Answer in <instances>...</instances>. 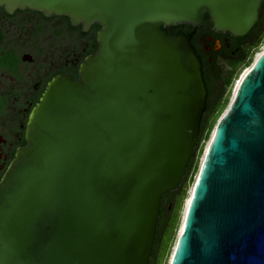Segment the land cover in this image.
<instances>
[{"label": "water", "instance_id": "water-1", "mask_svg": "<svg viewBox=\"0 0 264 264\" xmlns=\"http://www.w3.org/2000/svg\"><path fill=\"white\" fill-rule=\"evenodd\" d=\"M260 5L0 0L83 31L99 25L78 77L47 82L0 178V264H148L162 196L186 173L207 98L189 38L162 27L207 14L243 36ZM190 199L168 264H264V50L213 130Z\"/></svg>", "mask_w": 264, "mask_h": 264}, {"label": "flooded vegetation", "instance_id": "flooded-vegetation-1", "mask_svg": "<svg viewBox=\"0 0 264 264\" xmlns=\"http://www.w3.org/2000/svg\"><path fill=\"white\" fill-rule=\"evenodd\" d=\"M261 8L260 5L259 11ZM184 25L186 27H180L177 33L181 32L189 38L200 59L207 89L206 106L208 103L212 106V95L220 97L223 94L224 85L229 82L228 79L250 43L257 41L258 34L252 40H240L238 37L241 36L217 31L212 27L207 14L196 27L192 24ZM98 29L99 25L94 23L83 31L80 24L72 25L66 16H45L32 9L8 12L0 6V178L16 149L25 144L28 114L47 82L58 74L78 77L79 64L97 48ZM67 44L69 51L61 55L60 60H55L58 53L52 56V48L58 45L64 48ZM52 60L61 61L60 66L53 67ZM219 60L227 61L230 66L227 78L222 74ZM172 191L163 194L160 209L164 202L170 209L173 200L166 201V197L174 196Z\"/></svg>", "mask_w": 264, "mask_h": 264}, {"label": "rangeland", "instance_id": "rangeland-1", "mask_svg": "<svg viewBox=\"0 0 264 264\" xmlns=\"http://www.w3.org/2000/svg\"><path fill=\"white\" fill-rule=\"evenodd\" d=\"M42 22L46 23V22H44V20ZM257 34L258 35H256V36L258 38L257 39L258 42L255 44V46L250 51L251 52L250 53L251 54V61L246 66L240 62L236 66V69L231 74V77L228 79L229 82H227L224 85L223 94L220 97H217V95L213 94L211 97L212 113L213 114H215L217 112L218 113H217L216 117L214 118V121L211 125V128L209 129L207 136L200 141V150L197 152V157H196V167H195V169H193L191 171V173L187 179V182L185 184L184 191L182 192L181 196L178 198L176 208H175V214H173V218L170 217V212H168L166 209L163 211L164 216L161 220V228H163L165 221L169 220V218H171V220L173 219V221H172L171 225L167 228L168 233L166 235L165 242H164L163 246L160 248L159 256H158L156 264H168L169 263L171 253H172V251L176 245L177 239H178V234H179L178 230L180 229V224H181V220H182V216H183V212H184L185 204H186L185 202H186L188 195H190L191 188L194 185V182H195V179H196V176L198 173L199 165H200V162H201V159L203 156V152H204V150H205V148H206V146H207V144H208V142L212 136L213 130H214L218 120L220 119L221 115L227 109V107L230 103V100H231L233 92H234L235 81L240 77L241 73L244 72L246 68H249L254 63V61L258 57V55L264 50V23H262V25H260V27L257 29ZM68 46H69V44H67L64 48H61L60 45L52 48V50H51L52 56H54L58 53V57L55 60H60L61 55H63L65 52L69 51V50H67ZM77 55H79V54H77ZM55 60H52V63L54 64L53 67H55V66L59 67L61 61L55 62ZM219 64L221 65L223 76L227 78V75H228L227 73L230 71V66L228 65L227 61H225V60H219ZM174 198L175 197L173 195H168L166 197V199H167L166 201L174 200Z\"/></svg>", "mask_w": 264, "mask_h": 264}, {"label": "trees", "instance_id": "trees-1", "mask_svg": "<svg viewBox=\"0 0 264 264\" xmlns=\"http://www.w3.org/2000/svg\"><path fill=\"white\" fill-rule=\"evenodd\" d=\"M262 8L259 11V17H258V21L255 23V25H253V27L249 30V32H247L244 36L238 37L240 40H245V39H251L254 37V35L257 33V29L260 27V25H262V23H264V0H262L261 3ZM184 23H178L177 25H170L168 27H162L166 33L170 34V35H175L178 31V29L180 27H184ZM254 39V38H253ZM258 41H254L252 43H250V46L245 50V52L242 55V59L240 60L241 63L243 65H247L250 61H251V49L255 46V44ZM218 113V112H217ZM217 113L213 114L212 113V106H210V104L208 103L205 111L203 112V117L201 119V125H200V135H199V141L197 143V146L194 149V155L192 156L190 162L187 164L186 166V173L183 176L182 180H181V184L180 186L175 189L174 191H172V193L174 194V202H172L170 209L167 208V203L164 202L161 209H160V216L158 219V225H157V233L153 242V249H152V255L149 258V262L148 264H156L157 263V259L159 256V251L160 248L163 246L164 242H165V238L166 235L168 233V227L171 225L173 219L171 220V218H169V220L165 221V224L163 226V228H161V220L164 216V210L168 209L170 212V217L173 218V214H175V208H176V204L178 201V198L181 196L182 192L184 191L185 188V184L187 182V179L191 173V171L193 169H195L196 167V157H197V152L200 150V141L205 138L209 132V129L211 128V125L214 121V118L216 117Z\"/></svg>", "mask_w": 264, "mask_h": 264}, {"label": "bare ground", "instance_id": "bare-ground-1", "mask_svg": "<svg viewBox=\"0 0 264 264\" xmlns=\"http://www.w3.org/2000/svg\"><path fill=\"white\" fill-rule=\"evenodd\" d=\"M247 69H248V68H246L245 71L240 75L239 79L235 81L234 90H235L237 84L239 83L241 77H242V76L244 75V73L247 71ZM192 188H193V187H192ZM192 188H191V191H192ZM191 191H190V193H191ZM189 197H190V195H188V197H187V199H186V202H185L186 204H187V202H188ZM186 204H185V205H186ZM180 225H181V224H180ZM178 231H179V230H178ZM175 246H176V245H175ZM174 248H175V247H174ZM173 250H174V249H173ZM172 253H173V251H172ZM172 253H171V256H172ZM171 256H170V258H171Z\"/></svg>", "mask_w": 264, "mask_h": 264}, {"label": "snow or ice", "instance_id": "snow-or-ice-1", "mask_svg": "<svg viewBox=\"0 0 264 264\" xmlns=\"http://www.w3.org/2000/svg\"><path fill=\"white\" fill-rule=\"evenodd\" d=\"M189 205L192 203L191 199L188 201ZM185 215L187 216V211L185 212ZM183 231V229H181Z\"/></svg>", "mask_w": 264, "mask_h": 264}]
</instances>
